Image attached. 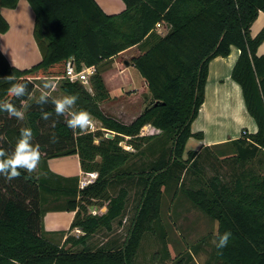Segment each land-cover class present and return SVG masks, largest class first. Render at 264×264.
I'll list each match as a JSON object with an SVG mask.
<instances>
[{
	"label": "trees",
	"instance_id": "16d2710c",
	"mask_svg": "<svg viewBox=\"0 0 264 264\" xmlns=\"http://www.w3.org/2000/svg\"><path fill=\"white\" fill-rule=\"evenodd\" d=\"M17 1L0 0V33L9 29L1 8H13ZM27 1L35 14L33 37L41 60L18 69L0 50V102H12L24 113L23 120L0 113V149L11 154L20 129L30 127L40 163L32 173L19 169L21 175L12 180L0 176V264H139L145 236H155L166 250L164 196L174 201L179 194L217 223L216 234L205 235L193 247H210L204 264H264V172L253 170L259 155L264 158V54H257L264 25L251 35L259 12L264 13V0H122L125 9L115 15L105 14L94 0ZM157 24L166 26L164 35L156 32ZM133 46L141 50L131 64L147 83L148 102L132 122L124 123L100 106L109 99L101 73L114 56ZM231 47L239 50L231 78L241 87L257 130L243 128L240 137L219 146L231 150L222 158L209 147L185 152L190 138H203L191 126L204 102L209 63L227 57ZM68 60L76 70L95 66L89 86L64 77ZM38 75L61 79V91L78 97L70 112L57 116L51 95L44 104L40 95L33 97L29 78ZM8 76L27 84L26 96L14 98L8 92ZM80 110L97 123L95 131L67 127L70 113ZM42 112L51 115L45 120ZM148 124L159 134L140 135ZM124 138L131 151L121 146ZM70 154H77L82 171L97 173L82 188L77 176L65 177L47 166V159ZM209 158L230 163V172L215 167L217 173L204 178ZM187 174L191 185L184 188ZM132 192L134 214L123 241L89 243L98 233L113 232L114 224L125 226ZM92 206L106 211L92 214ZM60 210L74 212L70 231L81 230L62 243L50 238L42 223L46 212ZM226 230L232 233L229 244L217 249V233ZM191 253L175 264H189Z\"/></svg>",
	"mask_w": 264,
	"mask_h": 264
},
{
	"label": "crops",
	"instance_id": "0c3cea01",
	"mask_svg": "<svg viewBox=\"0 0 264 264\" xmlns=\"http://www.w3.org/2000/svg\"><path fill=\"white\" fill-rule=\"evenodd\" d=\"M94 1L101 8V10L105 14H108V15L119 14L125 9V4L122 0H94ZM1 14L8 22L9 29L5 33H0V50L5 56V58L7 59V61L9 62V64L18 69H27L37 64L41 60V54L35 42V39L33 37L35 14L31 6L29 5L28 1L18 0L16 3V6L13 8L2 7ZM258 20H259L260 27H258L257 30H259L264 25V13L263 12H259L257 19L254 21L253 25L251 26V35H255L258 32L257 31L255 34L252 32V29ZM155 29L159 35H164L167 32V28L163 24H157L155 26ZM140 53H141L140 47L138 46L130 47L122 51L118 55L114 56L111 59V60H114V62L113 61L111 62L110 60L109 62L111 63L107 64L106 67L102 70L101 75H102L104 84L106 86V89L109 93V99L100 104V106L103 109L104 107L109 106L110 104H116L117 109L124 108L125 103L128 101L127 100L128 98L137 97L138 91L136 93L134 92V90H136L138 87L142 90V92L146 93V97L148 96L147 83L142 78L138 70L131 64V58L139 55ZM237 54H239V50L236 47H231V51L227 57L218 56L210 61L208 77H207V81L205 85V98H204V102L202 106L199 109V113L196 119L200 117V111L205 106L207 86L210 81V72H211L212 65H214L215 63L214 67L218 74L216 75L217 77L214 78L212 81L215 82L217 85H220L219 87L218 86L217 87L221 88L222 90L224 89L230 90V87H231V92H229L227 96L224 98L227 99L226 103L231 104L234 114L236 113V114H240L243 116V121L241 122L242 125L240 127H237L236 125L232 128V130H230V128L226 129L225 127L219 128V129L216 128L215 132L209 137V134L204 128L202 127H198L197 129L193 128V123L195 122L194 121L191 126L192 131L193 132L201 131L203 133V138L200 140L195 139V138H190L187 141L185 152H187L188 150H193L199 153L205 147H209L210 150H212V148H218L219 146H222L223 143L240 137L241 130L243 128H245L249 133L256 132L257 126L253 118L249 115V113L246 110L242 92H241V87L239 86L238 83H236L231 78V71L238 57ZM257 54L258 55L264 54V41L259 46L257 50ZM125 55L128 56L127 60H129V64L128 66H126V64L124 63L126 59H123L121 62H123L124 64L122 67H120L119 62L116 61L115 59L118 57H123ZM230 55L232 56L231 57L232 67L228 69L229 71L227 74V78L233 83L231 84V86L225 84L226 83L225 77L219 76L220 71H222L225 68L224 60H226ZM109 72L110 74H108ZM107 74H108V77H107ZM116 78L119 79V81L118 80L116 81ZM29 79L34 83V91H36L35 89L37 87L39 89L42 88V84L49 78L41 76V77H36V78L32 77ZM36 80H40V81L37 82ZM59 82H61V79L59 78H50V83L52 84V86L49 90H43V92L46 93L47 95L53 96L51 93L55 89H57V84H59ZM118 85H119V88L117 89ZM125 91H130L129 95L127 96L123 95ZM53 97L57 99L55 96ZM146 104H143V107L146 106ZM143 107L140 109V111L134 117V119L142 112V110L144 109ZM228 112L230 115L232 114L231 111H228ZM144 127L149 128V129L153 128L149 124L145 125ZM230 131H233V133H231ZM153 133L154 132L148 133L146 135H150ZM47 166L49 170H51L52 172L56 174H59L65 177L77 176L79 178V187L82 181H86L90 179L89 173L81 170L80 164H79V158L77 154H70V155L49 158L47 159ZM91 173H94V172H91ZM128 209H129V206H128ZM92 211H95V209L91 210L90 208L91 213ZM105 211H106V207L104 208L99 207L96 213L97 212L103 213ZM96 213H92V214H96ZM73 217H74V212H70L66 210L48 211L44 214L43 220H42L44 231H46L47 235L50 238H53L56 241H59L60 243L63 242L66 235L70 234V235L78 236L81 234L80 229H74L71 231L69 230ZM124 221H126V218L123 219V223H125ZM119 227L123 229V226H119ZM211 231H213L212 232L213 235L217 231V223L214 221L212 222ZM113 232L108 233V234L105 233L104 234L105 237L103 238V240H101L99 243L95 242V244L93 245L95 246L116 245L118 243H121L124 237L120 238L112 234ZM93 239L94 238L92 237L89 240V243L92 242ZM171 242L172 240L167 238L168 246L172 245ZM194 262L195 261H190L189 264H195Z\"/></svg>",
	"mask_w": 264,
	"mask_h": 264
},
{
	"label": "rangeland",
	"instance_id": "374dc122",
	"mask_svg": "<svg viewBox=\"0 0 264 264\" xmlns=\"http://www.w3.org/2000/svg\"><path fill=\"white\" fill-rule=\"evenodd\" d=\"M258 27H260L259 20L255 23L252 29V32L254 34L258 31L257 30ZM231 57L232 56L230 55L226 60H224L225 68L222 71H220V75H219L225 77L226 79L225 84L229 86L233 84L227 78V74L229 71L228 69L232 67ZM123 59L127 60L128 56L125 55L123 57H118L115 59L116 61L119 62L120 67H122L124 64L123 62H121ZM112 61L114 62V60H111V62ZM111 62H109V64ZM127 62L129 63V60H127ZM214 65H212L210 72V81L207 86L205 106L200 111V117H198V119H196L195 122L193 123V128L195 129H197L198 127L204 128L209 134V137L215 132L216 128L219 129L225 127L226 129L230 128V130H232V128L236 125L237 127H240L242 125L241 122L243 121V116L236 113L234 114L231 104L226 103L227 99L224 98L227 96L229 92H231V87L230 90L228 89L222 90L221 88H218L220 85H217L215 82L212 81L214 78L217 77L216 75L218 74ZM108 74H110V72ZM37 77H41V76L38 75ZM47 78L49 79L42 84V88L39 89L37 87L35 89L36 91H34L33 97H37L42 93H44L43 90H49L51 88L52 84L50 83V77ZM117 80L119 81V79L116 78V81ZM36 81L39 82L40 80H36ZM45 84L49 86L45 88L44 87ZM86 86H89V83ZM118 88L119 85L117 86V89ZM134 92L137 93V97L128 98L127 99L128 101L125 103L124 108L117 109L116 104H110L109 106L104 107V109L102 107L101 108L105 112L118 118L122 122L130 123L134 119V117L138 114L140 109L143 107V104H146L147 102L146 93L142 92V90L139 87L136 90H134ZM129 93L130 91H125L123 95L127 96L129 95ZM51 94L55 96L57 99L67 95L66 93L61 91L60 82L59 84H57V89H55ZM228 111H231L232 114L230 115ZM152 132H154L153 134H159L158 133L159 131L157 129L150 128L148 133H152ZM230 132L233 133V131ZM121 142H123V144H121ZM121 142H120L121 146L124 145L129 146L127 145V138H124V141ZM211 151L213 155L217 154L219 158H222L223 156L221 155L228 154L231 150L229 148L219 147V148H212ZM220 152H224V153L220 154ZM204 156H206V152L203 153V157ZM259 158L261 160L260 162L255 163V165H253V170L255 171V173L262 174L264 172V158L262 157V154L259 155ZM209 159L210 160H207L206 162L204 161V168L206 173L204 174V178H208L216 174L217 173L216 169H218L220 172H223L225 174L230 172L231 170L230 163L228 165L227 162L219 163L215 159L214 161L212 158ZM221 160L222 159H219V161ZM212 163H214L215 166ZM215 167L217 168L215 169ZM190 178L191 175L187 174L185 176L184 182H186V186L184 188H187L189 187V185H191ZM184 188H180L179 192H183ZM132 198H133V192L131 193L130 196L129 209L127 211V220L124 221L125 226L123 227V229H121L118 225L114 224L115 230L112 234L120 238L125 236L124 234L127 232V229L130 226L131 215L134 214V204ZM192 206L193 205H191L189 199L184 197L183 194L177 195V198L174 201L170 200L168 196H164V204L162 207V218H163L162 221L165 227L164 232L166 238L172 240L171 242L172 245L171 246L167 245L165 250L161 242L158 239H156L155 236L154 237L153 235L145 236L144 239L141 241L140 250L138 253L139 264H175L181 256L187 255L188 252L193 253V254L191 253L193 258L192 261H195L194 262L195 264H204V262L208 260V251L210 250L209 246L202 245L201 247L198 248L197 251H194L193 247L197 245V243L201 240L202 236L212 234L213 231H211V228L213 221H211L209 217L204 215V213L201 210L197 208H193ZM92 209L93 210L95 209V212L98 211V208L96 206H92L91 210ZM104 237H105L104 233H98L95 236H93L94 239L92 240L91 243L93 244H95V242L99 243L101 240H103ZM212 243L213 242L211 241L210 244Z\"/></svg>",
	"mask_w": 264,
	"mask_h": 264
},
{
	"label": "clouds",
	"instance_id": "9594fccd",
	"mask_svg": "<svg viewBox=\"0 0 264 264\" xmlns=\"http://www.w3.org/2000/svg\"><path fill=\"white\" fill-rule=\"evenodd\" d=\"M7 82L10 83L8 92L14 98H21L26 96L28 92V86L23 82H12L11 76L7 77ZM49 85L45 84L47 88ZM78 97L75 94L65 95L62 98L52 100L54 105V111L57 116H63L66 111L72 109L76 104ZM48 102V96L46 93H42L39 98V103L44 104ZM6 112L9 116L15 117L18 120L24 119V113L19 110L12 102H0V113ZM51 113L42 112V118L47 120ZM91 121L90 114L85 110L74 111L70 113L65 123L68 128L80 131L87 129ZM33 131L30 127H23L20 129L19 138L16 142V146L11 154H8L5 150L0 149V176H4L7 180H12L21 172L19 169H24L28 173H32L36 170L40 163V152L38 146L32 143ZM232 233L225 231L223 234L217 233L214 241L217 249L225 248L230 241Z\"/></svg>",
	"mask_w": 264,
	"mask_h": 264
},
{
	"label": "built area",
	"instance_id": "2783aa9c",
	"mask_svg": "<svg viewBox=\"0 0 264 264\" xmlns=\"http://www.w3.org/2000/svg\"><path fill=\"white\" fill-rule=\"evenodd\" d=\"M96 72V68L94 65L91 66H86L83 65L82 68L80 70H76L74 63L71 60H68L66 63V67H65V78H68L71 81H79L83 84H88L90 77L95 74ZM89 129V131H95L98 126L97 123L93 120L90 121L89 126L87 127ZM150 129L143 127L141 129L140 135H146L148 134V131ZM110 132H106V136L110 137ZM121 144H123V142H121ZM124 148L128 149V150H132L131 146H123ZM96 172L94 173H89L90 179L86 180V181H82L80 183V187H84L86 186L88 183L92 182L95 178H96ZM92 213H96L95 211H92Z\"/></svg>",
	"mask_w": 264,
	"mask_h": 264
},
{
	"label": "water",
	"instance_id": "95a60500",
	"mask_svg": "<svg viewBox=\"0 0 264 264\" xmlns=\"http://www.w3.org/2000/svg\"><path fill=\"white\" fill-rule=\"evenodd\" d=\"M124 63L126 64V66H128V64H129L127 61H125ZM110 137H113V135L110 134Z\"/></svg>",
	"mask_w": 264,
	"mask_h": 264
}]
</instances>
